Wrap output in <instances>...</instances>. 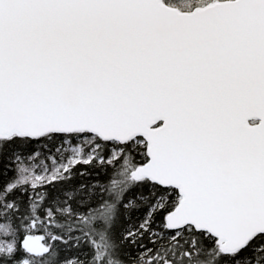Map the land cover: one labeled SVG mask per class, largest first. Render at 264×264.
I'll list each match as a JSON object with an SVG mask.
<instances>
[{
  "label": "snow or ice",
  "instance_id": "snow-or-ice-1",
  "mask_svg": "<svg viewBox=\"0 0 264 264\" xmlns=\"http://www.w3.org/2000/svg\"><path fill=\"white\" fill-rule=\"evenodd\" d=\"M0 264H264V0H0Z\"/></svg>",
  "mask_w": 264,
  "mask_h": 264
}]
</instances>
